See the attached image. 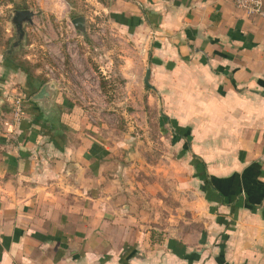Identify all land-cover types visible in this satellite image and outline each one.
<instances>
[{"label": "crops", "instance_id": "obj_1", "mask_svg": "<svg viewBox=\"0 0 264 264\" xmlns=\"http://www.w3.org/2000/svg\"><path fill=\"white\" fill-rule=\"evenodd\" d=\"M116 2L117 18L136 25L147 86L183 134L212 221L195 241L152 236L142 208L122 200L129 191L119 189L105 145L72 135L80 128L69 108L43 112L29 99L13 119L12 82L30 95L45 82L6 60L0 264H264V18L232 0Z\"/></svg>", "mask_w": 264, "mask_h": 264}, {"label": "rangeland", "instance_id": "obj_2", "mask_svg": "<svg viewBox=\"0 0 264 264\" xmlns=\"http://www.w3.org/2000/svg\"><path fill=\"white\" fill-rule=\"evenodd\" d=\"M119 8L116 0H0V63L12 59L55 84L52 108L70 109L71 125L80 128L74 137L105 145L119 189L129 191L122 200L142 208L155 227L152 236L195 241L211 219L200 200L198 172L185 139L171 129L166 102L143 81L147 52L135 39L136 25L118 19ZM19 9L35 14L13 47L18 34L11 18ZM76 17L84 18L83 28L72 24ZM25 89L14 80L9 97L26 105L35 92L29 96Z\"/></svg>", "mask_w": 264, "mask_h": 264}, {"label": "water", "instance_id": "obj_3", "mask_svg": "<svg viewBox=\"0 0 264 264\" xmlns=\"http://www.w3.org/2000/svg\"><path fill=\"white\" fill-rule=\"evenodd\" d=\"M35 13L28 9H19L13 11V16L11 18L12 24L15 26V29L18 34V41L12 43L13 47H17L18 43L22 42L24 37V30L23 26L25 23H31L32 17ZM38 14V13H37ZM84 18L83 17H76L72 19V24L76 29H80L84 27ZM7 53H12L11 47L7 50ZM149 69L146 70L144 76V83L145 85H149L148 83V75ZM57 91L56 86L52 81H47L30 97V102L37 105V108L43 112H50L53 105L55 104V97Z\"/></svg>", "mask_w": 264, "mask_h": 264}, {"label": "built area", "instance_id": "obj_4", "mask_svg": "<svg viewBox=\"0 0 264 264\" xmlns=\"http://www.w3.org/2000/svg\"><path fill=\"white\" fill-rule=\"evenodd\" d=\"M233 4L247 15L264 18V0H232ZM23 100L19 97L12 98L11 114L14 120H18L23 111Z\"/></svg>", "mask_w": 264, "mask_h": 264}, {"label": "trees", "instance_id": "obj_5", "mask_svg": "<svg viewBox=\"0 0 264 264\" xmlns=\"http://www.w3.org/2000/svg\"><path fill=\"white\" fill-rule=\"evenodd\" d=\"M8 61H10V62H12V63H14L13 61H12V59H9ZM15 64V63H14ZM16 65V67L20 70V71H22L23 73H25L26 74V76L27 77H29L30 79H38L31 71H29L28 69H26L25 67H24V65L23 64H21V63H18V64H15ZM36 90V89H35ZM34 92V91H33ZM29 95V94H28ZM177 134V133H176ZM179 134V133H178ZM181 136H183V134H180ZM196 166V165H195ZM194 166V167H195ZM195 168H197V166L195 167ZM206 180V179H205ZM205 183H206V185L207 186H211L212 184H213V181L212 180H206L205 181Z\"/></svg>", "mask_w": 264, "mask_h": 264}]
</instances>
